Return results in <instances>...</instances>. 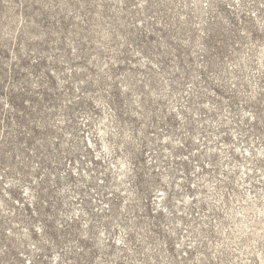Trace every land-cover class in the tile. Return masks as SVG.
Returning <instances> with one entry per match:
<instances>
[{"label":"rangeland","instance_id":"rangeland-1","mask_svg":"<svg viewBox=\"0 0 264 264\" xmlns=\"http://www.w3.org/2000/svg\"><path fill=\"white\" fill-rule=\"evenodd\" d=\"M0 264H264V0H0Z\"/></svg>","mask_w":264,"mask_h":264}]
</instances>
